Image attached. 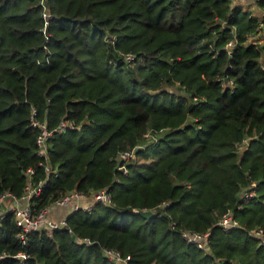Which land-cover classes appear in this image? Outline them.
<instances>
[{"label":"trees","instance_id":"trees-1","mask_svg":"<svg viewBox=\"0 0 264 264\" xmlns=\"http://www.w3.org/2000/svg\"><path fill=\"white\" fill-rule=\"evenodd\" d=\"M245 1L262 16L233 0H0V194L21 196L31 168L35 211L72 190L112 199L57 207L71 231L24 245L4 212L0 264H264L250 233L264 232V0ZM32 120L73 126L45 157ZM227 210L239 226L217 223ZM184 230L208 232L205 249Z\"/></svg>","mask_w":264,"mask_h":264},{"label":"built area","instance_id":"built-area-1","mask_svg":"<svg viewBox=\"0 0 264 264\" xmlns=\"http://www.w3.org/2000/svg\"><path fill=\"white\" fill-rule=\"evenodd\" d=\"M235 44L236 40L234 38L229 39L225 44V49L229 54L232 52ZM132 57V54H126L125 60H131ZM32 125L39 128L36 136L38 153L47 157V142L53 135V132L57 129H64L66 126H73V123L61 121L60 125L55 130L48 129L45 123L38 122L36 120H32ZM134 149L135 147L130 150H123L117 154L116 158L118 160V169L126 172V166L123 161L134 156ZM39 164H43L46 171H54L55 174L57 173V169H53L47 162H39ZM32 174L33 169L29 168L27 170L28 182L25 186L24 193L21 196L16 197L8 191H4L0 194L1 203L3 201H8L7 205L3 204L2 209H0V218L4 215V212L8 210L13 212L15 216V223L19 227L17 238L22 245L26 244L28 238L27 235L29 233L38 230H44L51 235L54 230L64 226L68 229V231H71V229L67 227V220L65 216L62 218H54L52 216L54 208L68 206L70 207L69 212L76 210L89 212L93 209L95 203L109 204L112 202L111 194L106 187H102L96 191H90L86 194L77 190H72L54 200L50 205L35 211L32 207V200L40 193L44 181L39 180L37 182H33L31 180ZM244 193L247 196V193ZM217 223L224 229H231L239 226L238 221L233 217L230 210L225 211ZM250 233L256 235L260 239V242L264 245V232L261 228L251 230ZM181 234L188 242L194 243L199 248L205 249V237H207L208 232L198 233L184 230ZM103 252L112 260L123 259L118 250L104 248ZM6 256H8V254L4 252L0 253V259ZM13 256L22 261L27 257V254L25 252H18Z\"/></svg>","mask_w":264,"mask_h":264},{"label":"rangeland","instance_id":"rangeland-1","mask_svg":"<svg viewBox=\"0 0 264 264\" xmlns=\"http://www.w3.org/2000/svg\"><path fill=\"white\" fill-rule=\"evenodd\" d=\"M233 3L234 4H240V5H242L244 7V9L250 11L254 15H257L258 17L262 16V13L259 12V11H256L255 8L253 7L254 3L246 2L245 0H233ZM253 39H255V40L257 39L258 40V43H263L264 42V25L253 36Z\"/></svg>","mask_w":264,"mask_h":264},{"label":"water","instance_id":"water-1","mask_svg":"<svg viewBox=\"0 0 264 264\" xmlns=\"http://www.w3.org/2000/svg\"><path fill=\"white\" fill-rule=\"evenodd\" d=\"M138 212L145 218H151L157 214L158 210L156 208H151V209L139 210ZM72 238L74 239V236H72Z\"/></svg>","mask_w":264,"mask_h":264},{"label":"crops","instance_id":"crops-1","mask_svg":"<svg viewBox=\"0 0 264 264\" xmlns=\"http://www.w3.org/2000/svg\"><path fill=\"white\" fill-rule=\"evenodd\" d=\"M253 7H254V5H253ZM52 216L54 217V218H62L63 216H64V211L63 210H61V209H53V211H52Z\"/></svg>","mask_w":264,"mask_h":264}]
</instances>
